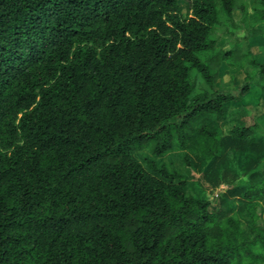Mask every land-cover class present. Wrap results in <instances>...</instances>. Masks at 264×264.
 <instances>
[{
    "label": "trees",
    "instance_id": "trees-1",
    "mask_svg": "<svg viewBox=\"0 0 264 264\" xmlns=\"http://www.w3.org/2000/svg\"><path fill=\"white\" fill-rule=\"evenodd\" d=\"M0 0V264H264V166L243 195L248 230L133 156L190 148L236 94L213 89L210 34L239 0ZM264 17V0H258ZM243 9V3L239 4ZM255 74L264 85V61ZM211 92H195L192 70ZM259 128L234 126L241 143Z\"/></svg>",
    "mask_w": 264,
    "mask_h": 264
},
{
    "label": "rangeland",
    "instance_id": "rangeland-1",
    "mask_svg": "<svg viewBox=\"0 0 264 264\" xmlns=\"http://www.w3.org/2000/svg\"><path fill=\"white\" fill-rule=\"evenodd\" d=\"M179 3L185 14L187 1L180 0ZM240 3H243V9H240ZM259 9L258 0H239L231 18L219 12V23L213 26L209 36L214 41V48L199 54L202 59H207L215 53L220 57L224 51L233 50L230 57H221L213 89L236 94L251 75L249 91L239 100L226 103L222 118L206 119L209 128L221 136L223 144L220 152L204 159L201 153L190 148L162 155H154L147 145L132 151V156L158 177L161 175L149 167V161L158 168L165 167L169 172L182 175L186 180V194L207 199L209 210L219 221L233 217L245 231L248 230L250 208L255 201L246 199L243 191L256 180L251 175L252 171L257 168L262 170L264 166V85L250 63V60L256 63L264 61V17ZM191 74L195 79V92L213 90L194 69ZM252 124H256L259 130L241 143L231 142L230 130L234 126ZM257 201L264 218L262 200Z\"/></svg>",
    "mask_w": 264,
    "mask_h": 264
}]
</instances>
